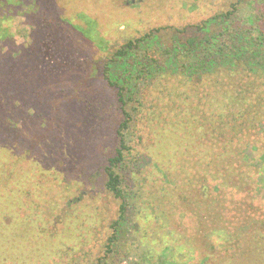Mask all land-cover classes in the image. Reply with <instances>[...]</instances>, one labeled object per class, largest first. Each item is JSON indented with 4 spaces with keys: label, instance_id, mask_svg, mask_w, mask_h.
Listing matches in <instances>:
<instances>
[{
    "label": "rangeland",
    "instance_id": "obj_1",
    "mask_svg": "<svg viewBox=\"0 0 264 264\" xmlns=\"http://www.w3.org/2000/svg\"><path fill=\"white\" fill-rule=\"evenodd\" d=\"M238 1L244 11L247 0H0V12L14 7V17L8 21L13 39L0 44V56L10 59L4 66L0 63V264H97L117 218L118 202L104 191L103 168L114 153L116 128L123 120L116 90L101 76L102 65L129 40L155 29H159L155 44L183 42L196 34L195 26ZM86 19L93 22V30ZM258 23L264 32V21ZM75 25L88 30L90 37ZM95 36L103 39L104 50L92 41ZM32 45L35 50H30ZM23 61L27 63L21 66ZM240 78L260 83L253 74ZM259 87L257 93L263 92ZM162 113H155L151 130L139 125L143 139L134 155L144 147L149 153L135 159L132 172L123 169L122 174L129 189L139 186L143 195L156 193L166 184L160 173L163 159L171 158L178 170H174L176 181H167L171 194L165 204L174 205V227L182 233L192 230L193 220L207 221V213L200 219L194 215L203 207L192 205L195 196L204 199L195 181L197 192L178 182L195 176L193 156L198 155L199 144L188 134L182 137L183 131L173 135L169 116ZM253 122L252 132L236 145L242 151L252 144L253 154L260 158L264 117ZM250 170L251 189L229 187L217 195L222 204L214 208L224 214L226 223H234L239 210L236 226L244 224L246 194L254 198L255 216H264V198L255 195L259 176ZM203 179L207 180L206 174L198 181ZM3 181L9 184L4 186ZM119 245L125 249L124 242ZM197 246L207 264H234L220 260L223 247L213 251L207 245ZM166 250L168 256H177L170 243ZM188 264H196V259Z\"/></svg>",
    "mask_w": 264,
    "mask_h": 264
},
{
    "label": "trees",
    "instance_id": "obj_2",
    "mask_svg": "<svg viewBox=\"0 0 264 264\" xmlns=\"http://www.w3.org/2000/svg\"><path fill=\"white\" fill-rule=\"evenodd\" d=\"M239 6L240 1L233 3L230 10L195 26L196 34L183 42L168 46L153 43L159 29L129 40L102 65L101 76L108 87L116 90L123 120L116 128L114 153L107 157L103 168L104 191L118 202L117 218L110 225L112 232L97 264H188L194 259L196 264H207L197 244L213 251L223 247L225 253L220 260L225 263L264 264V216H255L257 209L251 203L254 198L245 193L249 201L242 226H236L240 222L239 210H235V222L229 224L224 222V214L214 208L222 204L217 196L222 190L251 189L250 169L259 176L255 195L264 198V154L256 157L250 143L242 151L236 145L246 132H252L254 118L264 117V90L257 93L259 86L264 88V32L258 23L264 21V8L258 9L264 7V0H247L244 11ZM12 7L0 12V44L13 39L8 24L14 17ZM86 22L93 30V22ZM74 28L88 32L77 25ZM86 35L90 37V33ZM92 41L104 50L102 38L95 36ZM9 60L0 56L3 66ZM26 63L23 61L21 66ZM242 74L256 75L260 83L244 81ZM157 111L160 116L162 111L165 117L169 116L168 127L173 135L178 137L183 131L182 137L188 134L199 144L198 155L193 156L195 176L177 180L187 190L202 191L204 199L198 201L195 196L192 205L203 206L194 215L200 219L202 213H207V221L193 220L192 230L182 233L174 227V205L165 204L171 194L167 181H176L174 170H178L171 158L163 159L164 169L160 171L162 181L168 185L156 193L144 191L143 195V188L138 185L129 189L122 174L123 169L132 172L135 159L137 162L141 154L149 153L144 147L139 156L134 155L135 148L142 145L139 125L151 130ZM166 137L171 138L169 131ZM235 171L239 175H233ZM203 174L207 180L199 182ZM222 200L225 203V198ZM191 209L194 213L195 208ZM120 242H124L125 249H120ZM168 243L177 256H168Z\"/></svg>",
    "mask_w": 264,
    "mask_h": 264
}]
</instances>
